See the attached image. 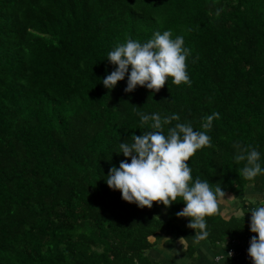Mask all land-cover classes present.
Returning a JSON list of instances; mask_svg holds the SVG:
<instances>
[{
  "label": "trees",
  "instance_id": "trees-1",
  "mask_svg": "<svg viewBox=\"0 0 264 264\" xmlns=\"http://www.w3.org/2000/svg\"><path fill=\"white\" fill-rule=\"evenodd\" d=\"M167 29L191 50L190 85L103 86L110 50ZM133 106L194 130L219 112L206 130L212 146L187 162L192 176L256 207L243 192L264 191V176L243 178L234 144L264 156V0H0V264H153L146 251L186 235L179 197L140 208L105 183L130 162L119 143L152 130ZM224 200L205 217L204 241L237 237L250 221L224 217Z\"/></svg>",
  "mask_w": 264,
  "mask_h": 264
},
{
  "label": "clouds",
  "instance_id": "clouds-1",
  "mask_svg": "<svg viewBox=\"0 0 264 264\" xmlns=\"http://www.w3.org/2000/svg\"><path fill=\"white\" fill-rule=\"evenodd\" d=\"M220 11L217 8L215 15L219 16ZM190 54L191 50L184 46V36L173 37L171 29L156 31L145 42L129 38L107 53V61L115 68L101 82L111 91L127 77L126 93H132L138 86L158 91L169 77L173 84L190 85L186 70ZM133 107L142 124L151 122L152 130L139 136L133 134L127 141L119 143L116 153L130 158V162L125 159L119 167L112 166L105 183L109 189L119 191L122 200L140 208H151L154 202L168 207L179 197L184 207L176 213L177 217L188 218L187 227L195 231L194 237L205 239L208 236L205 217L216 214L224 192L219 183L212 184L199 177L194 179L187 162L197 150L212 146V138L206 130L212 128L220 113L213 111L206 115L201 124L204 130H194L191 121L180 122L177 114L162 117L159 112L145 113ZM173 120L177 123L168 127L165 134L163 126ZM234 149V160L244 162L240 172L245 180L254 181L256 177L264 176L261 151L239 142L234 144ZM248 213L249 230L255 235L245 237L244 244L251 237L247 254L252 264H264V205L253 207Z\"/></svg>",
  "mask_w": 264,
  "mask_h": 264
},
{
  "label": "crops",
  "instance_id": "crops-1",
  "mask_svg": "<svg viewBox=\"0 0 264 264\" xmlns=\"http://www.w3.org/2000/svg\"><path fill=\"white\" fill-rule=\"evenodd\" d=\"M244 197L254 206L264 205V191L256 192L249 188ZM219 212L217 210L216 213ZM247 212L246 208L241 207L240 212L231 211L224 217H229L231 214L241 216ZM247 219L242 221L241 232L237 237H225L220 239V242L197 240L194 237L195 231L186 227V235L181 237L182 240L181 238L176 240L160 239L154 249L146 251V258L153 264H243L242 249L245 237L248 234H254L249 230V224L246 223L249 220ZM244 229L247 232L243 233ZM229 250L234 252L235 259L229 258L227 254Z\"/></svg>",
  "mask_w": 264,
  "mask_h": 264
},
{
  "label": "built area",
  "instance_id": "built-area-1",
  "mask_svg": "<svg viewBox=\"0 0 264 264\" xmlns=\"http://www.w3.org/2000/svg\"><path fill=\"white\" fill-rule=\"evenodd\" d=\"M250 238H247V240L245 241V244H244V248L242 250V259H243V264H252V260L250 259V257L248 256L247 254V250H248V247H249V242H250ZM229 258H232V259H235V254L232 250H229L227 252Z\"/></svg>",
  "mask_w": 264,
  "mask_h": 264
},
{
  "label": "rangeland",
  "instance_id": "rangeland-1",
  "mask_svg": "<svg viewBox=\"0 0 264 264\" xmlns=\"http://www.w3.org/2000/svg\"><path fill=\"white\" fill-rule=\"evenodd\" d=\"M247 189H249V187H247ZM245 192L246 190L243 193L245 194ZM224 197L225 200L223 201V203L225 202V205L230 207L229 210H231L232 212H240L242 206L236 199L232 198L231 196H228L227 194H225Z\"/></svg>",
  "mask_w": 264,
  "mask_h": 264
}]
</instances>
